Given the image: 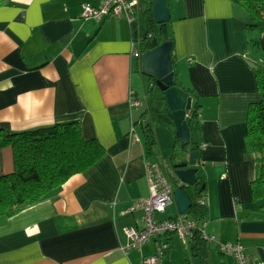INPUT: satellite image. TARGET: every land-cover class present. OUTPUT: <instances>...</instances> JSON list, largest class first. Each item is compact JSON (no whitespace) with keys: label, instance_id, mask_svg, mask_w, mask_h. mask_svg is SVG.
<instances>
[{"label":"crops","instance_id":"0c3cea01","mask_svg":"<svg viewBox=\"0 0 264 264\" xmlns=\"http://www.w3.org/2000/svg\"><path fill=\"white\" fill-rule=\"evenodd\" d=\"M99 1L1 0L0 131L76 122L104 155L42 202L0 216V264H143L160 245H166L160 264H235L214 245L192 238L183 245L174 235L121 250L127 242L122 228L134 226L139 216L125 211L149 193L144 162L163 155V172L173 183L168 155L176 143L165 107L148 101L143 81L147 89L150 83L139 55L131 53L142 19L129 25L122 17H80L83 5L97 7ZM167 8L173 81L200 103L191 135L200 149L196 176L205 183L206 214L199 222L216 242L240 244L249 263L264 262V212L250 192L256 160L244 145L248 106L260 99L252 66L264 64V22L250 27L236 0H167ZM131 93L141 102L138 109L129 106ZM140 119L152 126L154 156L146 157ZM131 127L138 142H130ZM12 171V150L3 147L0 177ZM176 215L173 202L156 218Z\"/></svg>","mask_w":264,"mask_h":264},{"label":"trees","instance_id":"16d2710c","mask_svg":"<svg viewBox=\"0 0 264 264\" xmlns=\"http://www.w3.org/2000/svg\"><path fill=\"white\" fill-rule=\"evenodd\" d=\"M155 1L140 0L143 28L139 34V61L144 52L156 48L163 42L169 41L173 44L167 36L166 24L155 23L152 13ZM236 2L245 10L251 22L250 27L264 22V0ZM252 67L260 99L248 106L244 145L248 152L255 155L256 160V176L250 184L251 200L261 201L260 209L264 212V64L256 63ZM147 79L150 83L148 92L157 89L153 85L154 79L151 77ZM181 89L191 98V109L185 118L190 139L189 144L181 148L179 140L175 137L176 145L170 148L168 155L169 166L177 161H186L192 151H200L191 136L195 126L199 124V98L193 91ZM141 126L146 157L154 156L156 143L152 126L150 123ZM3 147H10L13 157L12 173L0 177V216L7 218L42 202L70 177L84 172L104 155V149L97 141L82 136L80 126L76 122L55 125L42 131L17 134H5L0 131V149ZM198 160L199 158L196 167ZM169 177L173 183H177L172 173ZM183 190L191 202L188 214L200 221L206 214L205 206L197 203L205 191L204 181L197 177V183L193 187H185ZM192 240L196 243H205L198 232L193 234Z\"/></svg>","mask_w":264,"mask_h":264},{"label":"built area","instance_id":"2783aa9c","mask_svg":"<svg viewBox=\"0 0 264 264\" xmlns=\"http://www.w3.org/2000/svg\"><path fill=\"white\" fill-rule=\"evenodd\" d=\"M80 17L84 20L91 19L96 22L108 17H122L129 25H133L141 18L140 0H100L97 7L83 5ZM131 53L139 55V40L132 45ZM188 61L190 59H187ZM129 106L138 109L141 106L139 99L132 95L129 97ZM187 112L185 118H187ZM140 125H145V120L140 119ZM130 142H138L134 128L131 127L128 133ZM202 148L204 145L201 146ZM144 172L148 183V196L132 202L125 214L137 213L138 220L134 226L122 228V233L127 242L121 247L124 253L130 250H138L147 244L152 238L162 235H174L183 245H186L195 232H198L201 239L214 245L216 249L233 258L235 264L249 263L244 253V248L238 243L220 244L212 235L204 232L205 223L189 219L185 214H178L174 218L159 220L157 215L164 213L173 203V183L164 174L159 162L146 160L144 162ZM198 205L205 206L202 198L198 200ZM166 245H160L155 253L142 260L143 264H160L164 255ZM255 264H264L259 262Z\"/></svg>","mask_w":264,"mask_h":264},{"label":"water","instance_id":"95a60500","mask_svg":"<svg viewBox=\"0 0 264 264\" xmlns=\"http://www.w3.org/2000/svg\"><path fill=\"white\" fill-rule=\"evenodd\" d=\"M152 13L156 24L169 22L167 0H156L152 6ZM172 44L163 42L154 49L144 52L140 58L141 72L146 77L154 79L153 85L162 97L159 99L164 104L165 115L172 122L174 135L179 140L181 148L189 144L190 132L185 121L186 112L191 109V98L173 81L170 51ZM199 151L189 153L186 161L173 163L171 173L178 183H174L173 202L178 214L188 213L191 202L184 193L183 188L193 187L197 183L198 167L196 161Z\"/></svg>","mask_w":264,"mask_h":264},{"label":"rangeland","instance_id":"374dc122","mask_svg":"<svg viewBox=\"0 0 264 264\" xmlns=\"http://www.w3.org/2000/svg\"><path fill=\"white\" fill-rule=\"evenodd\" d=\"M143 83H144V85H143V88H144V92H145V95H147L148 96V101L153 105V107H155V108H160V106L162 105H164L161 101H159V100H157V98L158 97H156V95H159V97H160V94H159V92H158V90L157 89H153V91L152 92H148V89H147V82L146 81H143ZM146 89H147V92H146ZM152 93H154L153 95H151ZM156 93V94H155ZM142 94V93H141ZM150 95V96H149ZM143 97V94L141 95V98ZM146 98V97H145ZM144 100V99H143ZM142 111V110H141ZM157 115V116H156ZM155 116L158 118L159 116H160V119H159V121H162V120H164L165 119V116H163V114H156ZM165 115V114H164ZM137 129H138V131H139V127H137ZM157 154V153H156ZM163 155H161V154H157V157H156V159L159 161V163H161L160 165H161V167H162V169L164 170V168H166V166H167V162H166V160L167 159H165V158H163L162 157ZM167 169V168H166ZM169 170V169H168ZM170 172H171V168H170V170H169ZM172 207H174V205L172 206ZM176 243H178L177 242V240H176Z\"/></svg>","mask_w":264,"mask_h":264}]
</instances>
